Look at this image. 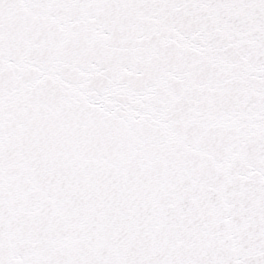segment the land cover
I'll return each instance as SVG.
<instances>
[{
	"label": "snow or ice",
	"instance_id": "1",
	"mask_svg": "<svg viewBox=\"0 0 264 264\" xmlns=\"http://www.w3.org/2000/svg\"><path fill=\"white\" fill-rule=\"evenodd\" d=\"M0 264H264V0H0Z\"/></svg>",
	"mask_w": 264,
	"mask_h": 264
}]
</instances>
